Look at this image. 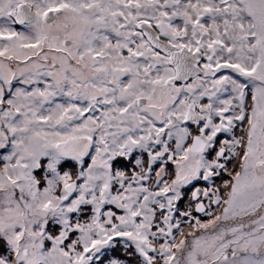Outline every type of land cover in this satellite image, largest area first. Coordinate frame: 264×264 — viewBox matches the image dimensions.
Instances as JSON below:
<instances>
[{
  "label": "snow or ice",
  "instance_id": "6c2138e0",
  "mask_svg": "<svg viewBox=\"0 0 264 264\" xmlns=\"http://www.w3.org/2000/svg\"><path fill=\"white\" fill-rule=\"evenodd\" d=\"M0 264H264V0H0Z\"/></svg>",
  "mask_w": 264,
  "mask_h": 264
}]
</instances>
